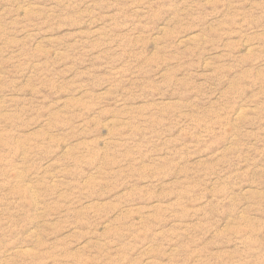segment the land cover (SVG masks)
Returning a JSON list of instances; mask_svg holds the SVG:
<instances>
[{
    "label": "rangeland",
    "instance_id": "obj_1",
    "mask_svg": "<svg viewBox=\"0 0 264 264\" xmlns=\"http://www.w3.org/2000/svg\"><path fill=\"white\" fill-rule=\"evenodd\" d=\"M0 264H264V0H0Z\"/></svg>",
    "mask_w": 264,
    "mask_h": 264
}]
</instances>
